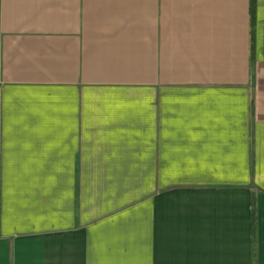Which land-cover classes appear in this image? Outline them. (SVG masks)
Returning a JSON list of instances; mask_svg holds the SVG:
<instances>
[{"label":"crops","instance_id":"obj_1","mask_svg":"<svg viewBox=\"0 0 264 264\" xmlns=\"http://www.w3.org/2000/svg\"><path fill=\"white\" fill-rule=\"evenodd\" d=\"M0 264H264V0H0Z\"/></svg>","mask_w":264,"mask_h":264},{"label":"trees","instance_id":"obj_2","mask_svg":"<svg viewBox=\"0 0 264 264\" xmlns=\"http://www.w3.org/2000/svg\"><path fill=\"white\" fill-rule=\"evenodd\" d=\"M252 22H253V8H251V26H252ZM251 59H252V55H251ZM254 226H255V212L254 209L252 208V228H254Z\"/></svg>","mask_w":264,"mask_h":264}]
</instances>
